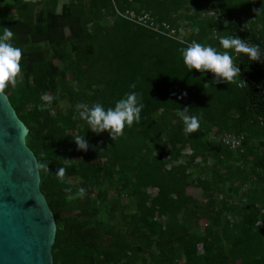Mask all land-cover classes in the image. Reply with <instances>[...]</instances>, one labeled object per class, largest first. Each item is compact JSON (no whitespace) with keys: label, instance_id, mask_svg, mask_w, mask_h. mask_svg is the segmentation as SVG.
<instances>
[{"label":"trees","instance_id":"16d2710c","mask_svg":"<svg viewBox=\"0 0 264 264\" xmlns=\"http://www.w3.org/2000/svg\"><path fill=\"white\" fill-rule=\"evenodd\" d=\"M261 8L264 0H0V33L11 29L22 49L17 86L4 93L49 166L39 187L56 225L52 264H264V61L219 45L238 36L264 50ZM141 14L157 28L137 23ZM193 41L228 51L235 82L188 73L181 49ZM134 91L141 119L115 140L76 111L114 107ZM184 108L200 117L191 134L177 115ZM224 135H241L240 145ZM197 185L200 200L186 193Z\"/></svg>","mask_w":264,"mask_h":264},{"label":"water","instance_id":"95a60500","mask_svg":"<svg viewBox=\"0 0 264 264\" xmlns=\"http://www.w3.org/2000/svg\"><path fill=\"white\" fill-rule=\"evenodd\" d=\"M27 126L0 94V264H52L56 225L40 190Z\"/></svg>","mask_w":264,"mask_h":264},{"label":"clouds","instance_id":"9594fccd","mask_svg":"<svg viewBox=\"0 0 264 264\" xmlns=\"http://www.w3.org/2000/svg\"><path fill=\"white\" fill-rule=\"evenodd\" d=\"M264 9H260L257 15ZM14 33L9 28H4L0 33V94L8 87L17 86V77L21 72L22 49L14 46ZM219 45L225 50H232L236 54H244L253 62L264 61V50L259 45L249 46L238 36L221 37ZM184 66L188 73L194 69L202 74L211 73L213 79L211 85L230 84L235 82V78L240 76V68L234 64L233 57L228 51H218L212 46H205L193 41L187 47L181 49ZM206 86H210L208 83ZM135 87V85H133ZM76 111L80 119L88 126L89 131L96 135L107 132L112 140L123 134L125 127H131L134 122H139L141 112L144 107L142 97L134 92L118 100L114 107H105L100 103H95L89 107L86 103H78ZM183 122V132L191 134L200 127V117L195 114H188V108H184L177 113ZM76 119V116L73 117ZM77 149L87 151L89 144L85 136H77L73 139ZM36 168L47 172L49 166L37 162ZM63 168L57 171L58 177L64 176ZM80 194H85V189H80Z\"/></svg>","mask_w":264,"mask_h":264},{"label":"built area","instance_id":"2783aa9c","mask_svg":"<svg viewBox=\"0 0 264 264\" xmlns=\"http://www.w3.org/2000/svg\"><path fill=\"white\" fill-rule=\"evenodd\" d=\"M117 13L120 15V12L117 11ZM131 20L133 18L132 13L129 14ZM135 16V15H134ZM135 21L143 26H152L153 29L157 28V25L153 24L152 19H149L147 14H141V15H136L135 16ZM242 140V136H232V135H224L221 137L220 141L231 148H236L240 145V142Z\"/></svg>","mask_w":264,"mask_h":264},{"label":"rangeland","instance_id":"374dc122","mask_svg":"<svg viewBox=\"0 0 264 264\" xmlns=\"http://www.w3.org/2000/svg\"><path fill=\"white\" fill-rule=\"evenodd\" d=\"M61 2H63V0H60ZM45 98L47 99V100H49V94H47L46 96H45ZM59 106H61V105H59ZM254 145L256 146V144L254 143ZM186 151V150H185ZM187 152V151H186ZM148 192L151 194V195H154L155 194V190L154 189H149L148 190ZM201 189H200V187H199V185H197V186H191V187H189V188H187L186 189V193L187 194H191L192 196H194V197H196L197 199H201L202 198V194H201ZM219 199V198H218ZM124 200V199H123ZM125 202H126V200H124L123 201V204H125ZM117 215H119V210L116 212V214H115V216L117 217ZM207 225V222L206 221H204V220H199L198 222H197V224H195V228H196V226L197 227H199L200 229H203L205 226Z\"/></svg>","mask_w":264,"mask_h":264},{"label":"crops","instance_id":"0c3cea01","mask_svg":"<svg viewBox=\"0 0 264 264\" xmlns=\"http://www.w3.org/2000/svg\"><path fill=\"white\" fill-rule=\"evenodd\" d=\"M205 198V196H203ZM196 198V197H195ZM218 200V199H217Z\"/></svg>","mask_w":264,"mask_h":264}]
</instances>
